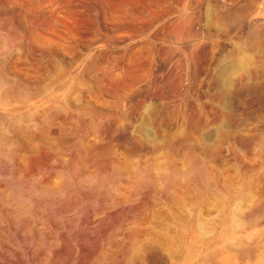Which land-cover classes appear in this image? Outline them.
<instances>
[{
  "label": "rangeland",
  "instance_id": "rangeland-1",
  "mask_svg": "<svg viewBox=\"0 0 264 264\" xmlns=\"http://www.w3.org/2000/svg\"><path fill=\"white\" fill-rule=\"evenodd\" d=\"M180 13L194 38L172 34ZM230 54L239 85L219 101ZM3 67L22 82L0 94V264H171L180 219L196 220L197 249L220 239L216 264H258L264 0H0ZM197 161L212 189L175 203Z\"/></svg>",
  "mask_w": 264,
  "mask_h": 264
},
{
  "label": "bare ground",
  "instance_id": "bare-ground-1",
  "mask_svg": "<svg viewBox=\"0 0 264 264\" xmlns=\"http://www.w3.org/2000/svg\"><path fill=\"white\" fill-rule=\"evenodd\" d=\"M210 13V12H209ZM212 14V13H211ZM209 14V15H211ZM214 16V15H213ZM216 18V16H215ZM209 19L213 22L215 21L213 19V17H209ZM217 19V18H216ZM222 21L221 17L218 18L216 21ZM215 21V22H216ZM220 21V23H222ZM223 21H225L223 19ZM178 23H176L175 25H173V28H171V30L173 31L172 34L174 33V35L176 37H180L182 36V34H185V33H188L191 37H195V32L193 30V27H192V18L187 14V13H180L179 14V17H178V21H176ZM219 23V24H220ZM224 23V22H223ZM226 23V22H225ZM224 23V24H225ZM226 25V24H225ZM172 26V25H171ZM170 26V27H171ZM223 26V25H222ZM222 28V27H221ZM224 30V29H223ZM170 33V32H169ZM173 36V35H172ZM251 36V35H250ZM253 36V34H252ZM250 43V42H249ZM195 44V43H194ZM193 48L195 47L194 45H192ZM253 47V46H252ZM251 48V47H250ZM237 63H238V59L236 57V55L234 54H230L229 56H227L226 60L224 61V64H222V66H220V68H218V70L216 71V73L213 74L212 76V79L216 82V85H217V97L218 99H220L219 101H221V99H224L225 96H227L226 94L235 86H237L238 84V80L235 82L236 78L234 79V76L237 74V71H236V66H237ZM13 66V65H12ZM13 68H15V66H13ZM24 70V69H23ZM42 71V70H41ZM26 73V72H25ZM256 75V72L252 69V70H248L247 72V76H244V77H247L251 80V78L255 77ZM243 77V80H242V84H243V81H246L247 79ZM71 80V76L70 75H64L60 81L58 82L57 85H61L62 88L63 86H66L67 84L69 85V81ZM21 78L16 74V72L14 70H6V68H2L0 69V94H1V91H4V94L5 96L7 97L8 95V92L11 90L10 88L13 87V86H16V85H20L21 84ZM248 82V81H247ZM249 83V82H248ZM56 85V87H57ZM239 85V84H238ZM246 85V87H251L252 85L251 84H244ZM243 85V86H244ZM47 92H50L52 89H47L45 88L44 89ZM20 93V92H19ZM26 93V92H24ZM36 95V94H35ZM12 96V95H11ZM21 96V94H20ZM23 96V95H22ZM21 96V97H22ZM17 98V97H16ZM45 99V100H44ZM10 100V99H9ZM43 100V103L41 104H38L37 105V102ZM54 101V94H50L49 96H45V95H39V99L36 101V102H32L30 104V108H35L36 111L38 110L39 106L40 105H44L45 103H48V102H52ZM5 102V101H4ZM53 103V102H52ZM19 108V106H17ZM14 114V113H13ZM39 114V113H38ZM7 116V115H6ZM4 117V116H3ZM1 129V128H0ZM52 131V130H51ZM18 132V130H17ZM21 132V131H20ZM50 133V131H48ZM53 132V131H52ZM19 133V132H18ZM17 133V134H18ZM22 133V132H21ZM31 133V132H30ZM35 133V132H34ZM41 133V132H39ZM46 133V132H45ZM45 133H41L42 135L45 134ZM150 133V132H148ZM16 134V133H15ZM23 134V133H22ZM20 134V136L22 135ZM29 134V132H28ZM36 134V133H35ZM47 134V133H46ZM19 135V134H18ZM25 135V134H24ZM39 135V134H37ZM45 136V135H43ZM26 137H27V134H26ZM30 137V135L28 136ZM47 137V136H46ZM152 137V136H150ZM49 138V137H48ZM148 138H149V135H148ZM151 139V138H150ZM152 139H154V137H152ZM26 142H29L28 141V138H27V141ZM142 142V141H141ZM28 145V143H26ZM26 145V146H27ZM26 148V147H25ZM42 149V148H41ZM23 151V149H22ZM2 153V152H0ZM23 153V152H22ZM194 158V157H193ZM197 158V157H195ZM199 159V158H198ZM196 161V159H194ZM20 161V159H19ZM28 161V160H27ZM10 163V162H9ZM193 163V162H192ZM196 163V162H195ZM22 162H21V166H22ZM189 166V164H187ZM193 165V164H191ZM197 165V166H196ZM195 166L197 167L196 170L194 169L195 173H191L193 176L190 178V180H188V176L185 177L184 181L186 182L187 180L189 181L186 182L184 184V182H176V181H172L171 185L172 187H174L175 189V194H173L171 197V199H173V201H176L175 203H187L188 201L185 200V197L183 196L185 194L186 191H193L194 189H197L199 188V186H202L203 188L206 187L207 191L209 190V188L212 189L213 185H214V181H213V176L211 174V171L208 170V168L206 169L205 167H202L201 163L197 161V164ZM176 166V167H175ZM174 168L176 169V173H177V170L178 173L181 172L182 170L181 169H184V168H181L179 169L178 168V165L175 164ZM194 166V167H195ZM188 169V167H186ZM193 167L191 166V169ZM26 169V168H25ZM175 169H174V172H175ZM184 171V170H183ZM182 171V172H183ZM186 171L189 172L190 174V170H185V176L186 174ZM184 177V174H181L180 176ZM18 176V175H17ZM19 177V176H18ZM187 178V180H186ZM183 179L179 178V181H181ZM188 183V184H187ZM201 189V187H200ZM195 192H197L196 190H194ZM193 191V192H194ZM200 191V190H198ZM184 193V194H182ZM188 194V192H186ZM191 193V192H190ZM189 193V195H190ZM205 193V192H204ZM198 194V193H196ZM199 195V194H198ZM197 195V196H198ZM202 195V194H201ZM191 196V197H190ZM189 197L192 198V197H195L194 199H196V195H190ZM169 197V196H168ZM184 197V199H183ZM201 198V197H200ZM185 202H183V201ZM191 200V199H190ZM199 201V200H198ZM193 202V201H192ZM189 203V202H188ZM187 204H185L184 206H186ZM227 210V209H226ZM181 213V212H180ZM194 218V216H193ZM181 220V219H180ZM178 220V224L180 226V236H182V241L181 243H183V245H181V247L179 248H176L174 249L173 251V248L171 251H173L172 255H174L175 260H172L171 261V264H216V261L215 260V246L217 244V242H219V238H217L216 235H213L212 237H210L207 242H205V244L203 245L202 248L200 249H197L196 248V242L198 241L197 239V233H196V228H197V223L195 224L196 220L192 219L190 222L188 223H183L182 221ZM177 221V220H176ZM186 222V221H185ZM225 224V223H224ZM179 228V227H178ZM223 229V228H222ZM224 234V233H223ZM228 234V233H227ZM237 235V234H236ZM124 236V235H123ZM158 235H156V238L153 239V241L149 244H146L143 246V252L146 253L150 250L151 247H153L154 245H156V242H160L161 241V235H159V238L157 237ZM240 236V235H238ZM238 236H235L234 234V238H240ZM225 237V236H223ZM222 237V238H223ZM163 240V239H162ZM169 241V240H168ZM136 242V241H135ZM148 242V240H147ZM169 243V242H168ZM138 244V243H137ZM136 244V246H138ZM119 247V246H118ZM132 249V247H131ZM129 249V250H131ZM137 249V248H135ZM160 249V248H159ZM263 249V248H262ZM184 250L182 254V256H179V253ZM246 250V249H245ZM244 250V251H245ZM20 251V250H19ZM249 251V250H247ZM6 252V251H5ZM4 252V253H5ZM129 253V251H128ZM127 253V254H128ZM179 256V257H178ZM258 256V255H257ZM221 257H224L223 258V262L222 264H225V262H229V255H223L221 254ZM216 261V262H215ZM221 262V261H220ZM258 264H264V252H262L259 256H258ZM123 264V263H122Z\"/></svg>",
  "mask_w": 264,
  "mask_h": 264
},
{
  "label": "crops",
  "instance_id": "crops-1",
  "mask_svg": "<svg viewBox=\"0 0 264 264\" xmlns=\"http://www.w3.org/2000/svg\"><path fill=\"white\" fill-rule=\"evenodd\" d=\"M256 30H257V29H255V32H256ZM247 36H248V34H247ZM254 38H255V37H254Z\"/></svg>",
  "mask_w": 264,
  "mask_h": 264
}]
</instances>
